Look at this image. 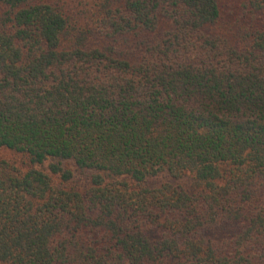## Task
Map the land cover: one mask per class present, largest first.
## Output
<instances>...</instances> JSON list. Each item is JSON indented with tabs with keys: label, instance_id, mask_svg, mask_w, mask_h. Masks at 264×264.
<instances>
[{
	"label": "trees",
	"instance_id": "1",
	"mask_svg": "<svg viewBox=\"0 0 264 264\" xmlns=\"http://www.w3.org/2000/svg\"><path fill=\"white\" fill-rule=\"evenodd\" d=\"M0 264H264V0H0Z\"/></svg>",
	"mask_w": 264,
	"mask_h": 264
},
{
	"label": "rangeland",
	"instance_id": "2",
	"mask_svg": "<svg viewBox=\"0 0 264 264\" xmlns=\"http://www.w3.org/2000/svg\"><path fill=\"white\" fill-rule=\"evenodd\" d=\"M0 158L10 159V160L11 159L18 160V157L6 148H0Z\"/></svg>",
	"mask_w": 264,
	"mask_h": 264
}]
</instances>
